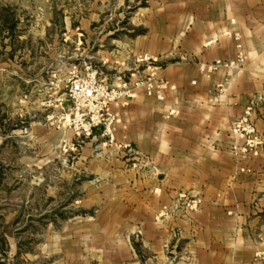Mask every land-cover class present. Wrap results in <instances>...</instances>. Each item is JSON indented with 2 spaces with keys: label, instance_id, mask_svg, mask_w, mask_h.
<instances>
[{
  "label": "crops",
  "instance_id": "crops-1",
  "mask_svg": "<svg viewBox=\"0 0 264 264\" xmlns=\"http://www.w3.org/2000/svg\"><path fill=\"white\" fill-rule=\"evenodd\" d=\"M126 26L108 33L111 63L150 54L169 86L162 101L140 91L128 107H112L117 144H133L155 168L139 172L112 159L97 167L124 186L123 231L143 230L145 264H264V0H147ZM239 52L235 70L201 69ZM253 99L263 144L241 159L228 150L229 134ZM181 191L200 195L202 208L157 219Z\"/></svg>",
  "mask_w": 264,
  "mask_h": 264
},
{
  "label": "rangeland",
  "instance_id": "rangeland-1",
  "mask_svg": "<svg viewBox=\"0 0 264 264\" xmlns=\"http://www.w3.org/2000/svg\"><path fill=\"white\" fill-rule=\"evenodd\" d=\"M146 1L0 0V264H145L151 257L139 226L123 231L124 186L109 184L97 167L112 159L154 173L153 162L131 143L117 145L131 144L135 155L118 151L104 126L79 135L82 119L100 105L73 92L83 81L118 88L124 76L136 77L138 59L147 53L129 66L121 57L111 63L108 33H123ZM160 73L167 82L164 100L169 82ZM140 91L146 94L141 88L137 95ZM135 98L109 103L114 126L112 107H128ZM229 137L228 150L241 159L263 144L260 136L261 143L243 155L232 146L247 138L237 142L231 129ZM116 169L122 174L126 166L116 164ZM181 193L202 199L181 191L164 206H172ZM164 206L157 219L177 216H160ZM202 206L203 199L198 211ZM116 214L120 218L111 223Z\"/></svg>",
  "mask_w": 264,
  "mask_h": 264
},
{
  "label": "built area",
  "instance_id": "built-area-1",
  "mask_svg": "<svg viewBox=\"0 0 264 264\" xmlns=\"http://www.w3.org/2000/svg\"><path fill=\"white\" fill-rule=\"evenodd\" d=\"M232 23H235V20H231ZM235 38L238 39L239 35L234 34ZM238 47H241L238 44ZM244 56L240 52L237 60L235 61H223L216 60L212 64L202 65L203 70H215L219 68H234L239 66L243 62ZM161 67H159L154 59L149 55H144L138 59V63L134 71L137 73L135 78L123 77L120 82V86L115 88V86H96V80L90 82H79L75 85L73 90L74 95L80 99L83 98L84 101H87L89 104L93 105L95 102H98L100 107L97 108L95 105V114L91 116H85L81 122V125L78 128L79 135L89 136L92 134L94 129L104 126V135L110 137V143L116 144L115 136L113 133L114 126V115L108 111L107 106L111 102L117 100H125V103L135 98L137 96V91L143 88L148 96H153L159 100L163 99L164 90L167 87V82L161 76ZM127 101V102H126ZM258 100L253 99L251 103L245 108L243 114L235 120L231 127V134L233 136H244L246 142L244 145L240 146L235 144L232 146V150L235 153H246L250 150H253L257 145L261 143L260 135L258 134L255 126L251 122V114L254 108L257 106ZM118 151H123L129 155H135L136 149L131 144H120L117 145ZM202 205V199L199 197H193L185 193L179 194L178 198L175 200L172 206H164L160 212V216H167L168 214H178L186 213L190 214L191 212H197L199 207Z\"/></svg>",
  "mask_w": 264,
  "mask_h": 264
}]
</instances>
